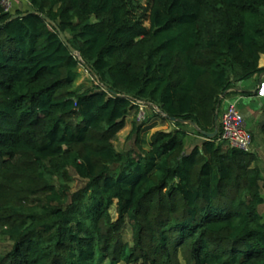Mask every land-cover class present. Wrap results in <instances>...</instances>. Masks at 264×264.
I'll use <instances>...</instances> for the list:
<instances>
[{"label": "trees", "instance_id": "obj_1", "mask_svg": "<svg viewBox=\"0 0 264 264\" xmlns=\"http://www.w3.org/2000/svg\"><path fill=\"white\" fill-rule=\"evenodd\" d=\"M3 1L0 236L13 249L0 264H264L262 172L219 142L222 98L264 74V0H151L149 27L134 0ZM32 11L77 54L39 15L8 23ZM82 63L100 85L75 92ZM137 101L176 130L147 145L135 122L137 147L119 152Z\"/></svg>", "mask_w": 264, "mask_h": 264}, {"label": "rangeland", "instance_id": "obj_2", "mask_svg": "<svg viewBox=\"0 0 264 264\" xmlns=\"http://www.w3.org/2000/svg\"><path fill=\"white\" fill-rule=\"evenodd\" d=\"M151 0H134V6H131L132 17L137 21H142L145 23L146 27H149L148 22H146V17L148 15V9L150 6ZM20 5L27 7V0L20 1ZM95 84H99V81L90 73L86 66L82 63L79 68L76 70V77L73 90L75 92L83 91L86 88H89ZM236 108L239 110V104L236 103ZM137 123L139 126L144 125L141 132V139L147 141V145L150 142L151 136L158 131L171 132L176 130L174 123L166 119V116L161 112V110L154 105L143 103L139 107V111L134 110L127 119V126L122 130L115 140V146L119 152H127L132 149H135L136 138L129 140L128 137L133 130L134 123ZM145 123V124H143ZM188 131L192 132L193 128H189ZM259 140V139H258ZM203 143V138L197 137L195 134L192 135V138L189 140L188 149L193 147V145H201ZM146 145V144H145ZM146 145V147H147ZM72 192L77 193L86 186V182L74 175V179L70 184ZM111 215L116 221L118 219L117 214V204L114 205L111 210ZM264 213V210H262ZM264 218V215H263ZM124 240L127 243L133 245V234L132 229L129 225L126 226L124 230ZM13 249V244L6 237L0 236V253L6 255L11 252ZM105 264H110L109 262ZM124 264V263H122Z\"/></svg>", "mask_w": 264, "mask_h": 264}, {"label": "crops", "instance_id": "obj_3", "mask_svg": "<svg viewBox=\"0 0 264 264\" xmlns=\"http://www.w3.org/2000/svg\"><path fill=\"white\" fill-rule=\"evenodd\" d=\"M260 67L264 68V55L261 57ZM236 103L239 104V111L253 134L250 153L256 157L257 162L252 167H258L262 172L261 185L264 196V135L262 133L264 127V74L256 76L252 80L237 83L229 90L222 98L219 119L230 104L236 105ZM262 210H264V205L260 208L263 216Z\"/></svg>", "mask_w": 264, "mask_h": 264}, {"label": "built area", "instance_id": "obj_4", "mask_svg": "<svg viewBox=\"0 0 264 264\" xmlns=\"http://www.w3.org/2000/svg\"><path fill=\"white\" fill-rule=\"evenodd\" d=\"M22 0H4L2 5L6 13H12ZM144 102L137 101L140 107ZM220 143L250 153L253 144V134L247 127L246 121L235 104H230L221 119Z\"/></svg>", "mask_w": 264, "mask_h": 264}, {"label": "water", "instance_id": "obj_5", "mask_svg": "<svg viewBox=\"0 0 264 264\" xmlns=\"http://www.w3.org/2000/svg\"><path fill=\"white\" fill-rule=\"evenodd\" d=\"M29 15H39L41 16L43 19H45L51 26H53L54 28H56L59 32H60V35H61V38L63 39V41L66 43V45L70 48V50L74 53V54H77V52L70 46L69 42H68V39L66 37V35L59 29L58 25L51 21L48 17H46L45 15H42L41 13H38V12H35V11H32V12H29L28 14H24V15H18V16H14L10 19V21L8 23H11L15 20H18V19H23V18H26L27 16ZM217 120H218V116H217ZM174 122H176L177 120L176 119H173ZM180 123L182 124H186L190 127H192L193 129H195L197 132H199L200 134H202L204 137H206L207 139L209 140H212V139H215L218 134H219V130L217 129L214 133H207L205 131H202L198 125L194 122H190V121H183V120H179Z\"/></svg>", "mask_w": 264, "mask_h": 264}]
</instances>
